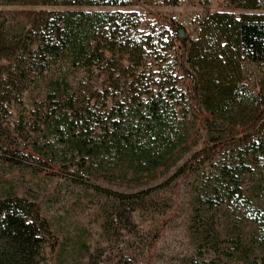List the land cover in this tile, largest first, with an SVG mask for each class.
<instances>
[{
    "label": "trees",
    "instance_id": "1",
    "mask_svg": "<svg viewBox=\"0 0 264 264\" xmlns=\"http://www.w3.org/2000/svg\"><path fill=\"white\" fill-rule=\"evenodd\" d=\"M229 3L241 11L210 13L192 37L173 19L143 32L140 14L120 9L133 0H0L32 7L0 9V118L21 106L11 128L29 157L87 183L159 179L136 192L91 183L109 202L105 232L189 177L187 264H264V0ZM51 235L34 200L0 194V264H47ZM58 264L101 260L81 243Z\"/></svg>",
    "mask_w": 264,
    "mask_h": 264
},
{
    "label": "rangeland",
    "instance_id": "2",
    "mask_svg": "<svg viewBox=\"0 0 264 264\" xmlns=\"http://www.w3.org/2000/svg\"><path fill=\"white\" fill-rule=\"evenodd\" d=\"M133 2L132 6L120 9L138 12L141 20L139 29L154 34L169 26V19H173L184 27L187 34L195 37L200 22L210 13L241 11L229 0ZM0 9L12 12L32 7L1 5ZM254 12H264V9ZM12 14L8 16L12 22L13 18L20 17ZM177 76L179 86L187 90L189 79L181 71H177ZM23 105L30 108L29 98H24ZM20 108L11 106L12 114L7 119L0 118V194L14 192L36 202L52 234L45 246L47 264H58L61 252L76 250L81 243L87 245L90 252H95L101 264H187L188 259L196 255L188 228L189 177H181L166 188L149 193L143 203L134 205L129 223H113L105 232L101 210L109 202L94 192L91 183L116 191L136 192L155 185L159 179L150 177L138 182L121 183L92 177L87 183L84 179L80 180L81 173L73 167L31 159L28 154L33 152L29 143L17 137L11 128ZM200 134L202 136L204 131L200 130ZM251 264L261 263L253 259Z\"/></svg>",
    "mask_w": 264,
    "mask_h": 264
}]
</instances>
